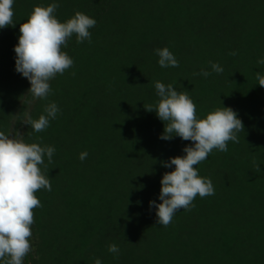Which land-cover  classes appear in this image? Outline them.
<instances>
[{
  "label": "trees",
  "instance_id": "obj_1",
  "mask_svg": "<svg viewBox=\"0 0 264 264\" xmlns=\"http://www.w3.org/2000/svg\"><path fill=\"white\" fill-rule=\"evenodd\" d=\"M51 3L60 22L79 11L97 23L91 43L69 39L62 51L74 66L35 100L14 48L34 7ZM13 10L15 26L0 29V131L55 148L41 166L52 190L36 193L42 207L23 264H264V0H14ZM165 47L179 67L159 66L155 49ZM201 69L211 75H194ZM156 81L188 91L199 118L230 107L244 125L239 143L196 166L215 194L197 196L166 228L149 202L161 203L160 181L174 171L163 163L192 142L159 138L164 123L144 108L159 100ZM49 103L56 119L33 132L24 121Z\"/></svg>",
  "mask_w": 264,
  "mask_h": 264
},
{
  "label": "clouds",
  "instance_id": "obj_2",
  "mask_svg": "<svg viewBox=\"0 0 264 264\" xmlns=\"http://www.w3.org/2000/svg\"><path fill=\"white\" fill-rule=\"evenodd\" d=\"M13 5L14 0H0V29L15 26ZM58 8L57 3L47 7L35 6L27 22L20 25L18 44L14 48L15 71L29 81L31 87L27 93L35 100L47 99L52 93L50 81L74 66L73 59L62 51L69 39L75 35L78 44L91 43L90 29L97 23L79 11L66 22H60L56 17ZM155 54L161 68L179 67L178 60L167 47L155 49ZM257 63L264 65V58ZM210 66L217 74L224 71L218 63L210 62ZM194 75L208 77L211 72L201 69ZM256 80L264 88V75L256 73ZM154 86L159 100L155 105H144V108L147 112H155L164 123L159 138L170 141L179 137L192 142V146L183 149L185 155L163 163L165 168L175 166L174 171L164 173L160 181L161 203L149 202L150 208L157 210L156 223L166 228L178 211H190L195 206L193 201L197 196L203 199L215 194L211 179L201 177L196 166L214 150L227 152L229 142L239 143L244 125L238 113L230 107L218 108L201 119L188 91H177L172 84L166 86L159 81ZM59 111L56 103H49L44 108V115L38 119L28 116L24 124L35 133L43 132ZM54 153L52 146L25 143L22 138H11L0 131V264H23L32 251L34 209L42 207L36 193L52 190L51 179L41 166L47 167L45 158L52 163ZM87 156V152H82L79 159L83 162ZM253 165L256 172L261 171L258 162L254 160ZM108 252L118 257L120 249L116 244H110ZM94 264H102V261L97 258Z\"/></svg>",
  "mask_w": 264,
  "mask_h": 264
}]
</instances>
